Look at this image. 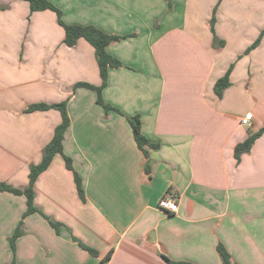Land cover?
<instances>
[{"label":"crops","instance_id":"1","mask_svg":"<svg viewBox=\"0 0 264 264\" xmlns=\"http://www.w3.org/2000/svg\"><path fill=\"white\" fill-rule=\"evenodd\" d=\"M170 1L171 11L167 0H50L68 24L125 35L106 46L121 62L101 91L116 112L75 86L101 83L90 43L66 45L51 10L0 0V182L25 187L60 123L55 108L27 111L34 103L66 102L62 149L72 160L68 168L55 154L33 185L34 206L58 229L39 211L22 217L23 194L0 191V264H168L161 255L221 264L218 243L237 264H264V132L234 156L264 125V40L250 49L264 29V0ZM229 68L218 97L214 82ZM247 112L250 126L240 124ZM132 115L157 143L146 154ZM167 192L177 195L174 213L158 207Z\"/></svg>","mask_w":264,"mask_h":264},{"label":"trees","instance_id":"2","mask_svg":"<svg viewBox=\"0 0 264 264\" xmlns=\"http://www.w3.org/2000/svg\"><path fill=\"white\" fill-rule=\"evenodd\" d=\"M27 2H28L30 12L41 11V10H51L56 14L57 22L59 23L60 26H62L64 30L63 42L66 45L73 46L79 38L85 39L88 43L92 45V47L94 48V53H95V58H96V62L98 65L101 83L99 85H93L91 83L81 81V82H77L75 86L76 87L82 86V87H86V88L94 90L96 92V102L102 105L105 110L111 109L116 112H120L117 108H115L114 106L110 105L109 103L105 102L102 99L101 91L107 82L108 69L117 68L121 66L120 60L112 56L106 51V46L109 43L122 40L123 38H125V35L108 33L94 25L68 24L62 20L61 10L58 7H56L52 2H50V0H27ZM168 4L169 6L171 5L170 1L168 2ZM214 22H215V15L213 14L209 21L210 30L213 34V41L214 42L218 41L220 45H222L223 42L218 40L215 34ZM229 72H230V68L224 73V75H222L220 78H218L214 82L213 90L218 97H221L223 90L230 85ZM48 108L57 109L60 112L61 120H60V123L55 127L50 141L43 147L42 157H41L40 162L37 164L30 165L29 173H28V184L23 188H16V187L11 186L8 183L0 182V191H11L13 193L23 194L25 196L26 210L23 213L22 217H25L26 215L33 213L35 211H39L41 214H43L39 209H37L34 206L33 185H34V181L36 177L38 176V174L49 166L55 154H58V153L62 154L66 166L68 168H72L71 158L65 155L62 149L65 132L70 124V118H69V115L66 109V102L61 101V102L51 103V104L43 103V102L34 103L28 106L27 111L45 110ZM126 118L132 128V134H133L134 141L136 142L137 146L144 152V154H146V150L144 149V146H148V147L157 146V143L148 140L142 134L140 118L138 115L126 116ZM263 132H264V125L260 127L257 131L250 133L243 141L235 145L234 156L237 161H239L241 154L249 152L255 139L258 138ZM74 181H75L76 189H77L79 196L82 199H84L83 185H82L80 177L78 176L76 172H74ZM43 216L45 215L43 214ZM45 217L48 219L49 223L55 229H58L59 223L52 221L47 216ZM21 224H22V221L19 222L14 233L9 238V244H10L12 251H14V248H15L16 238L20 236L22 233ZM79 245L83 249L87 250L89 253L96 255L97 252L93 248L83 244L82 242H79ZM217 251L220 256L221 264H237L235 261H233L231 255L221 243L217 244ZM161 256L168 264H195L189 261H174L165 255H161ZM8 264H16V263L12 259Z\"/></svg>","mask_w":264,"mask_h":264},{"label":"built area","instance_id":"3","mask_svg":"<svg viewBox=\"0 0 264 264\" xmlns=\"http://www.w3.org/2000/svg\"><path fill=\"white\" fill-rule=\"evenodd\" d=\"M252 119V113L247 112L240 119V124L244 126H250ZM158 207L166 213H174L177 211V195L172 192H167L158 201Z\"/></svg>","mask_w":264,"mask_h":264},{"label":"rangeland","instance_id":"4","mask_svg":"<svg viewBox=\"0 0 264 264\" xmlns=\"http://www.w3.org/2000/svg\"><path fill=\"white\" fill-rule=\"evenodd\" d=\"M170 0H167V2H169ZM171 5L169 6L168 4V9L167 11H171V9L173 8V4L172 1H170ZM262 40H264V29L262 31L259 32L258 36L256 37V39L253 41V43L250 46V49L252 48V46L259 44Z\"/></svg>","mask_w":264,"mask_h":264}]
</instances>
